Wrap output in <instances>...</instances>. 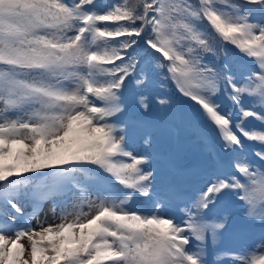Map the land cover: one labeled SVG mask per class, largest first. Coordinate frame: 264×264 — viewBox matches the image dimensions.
<instances>
[{"label": "snow or ice", "instance_id": "1", "mask_svg": "<svg viewBox=\"0 0 264 264\" xmlns=\"http://www.w3.org/2000/svg\"><path fill=\"white\" fill-rule=\"evenodd\" d=\"M227 44L243 69L205 61ZM148 69L191 102L229 157L182 198L179 218L175 190L157 188L151 154L130 151L120 124L126 90L147 89ZM147 99L141 91L145 111ZM245 141L259 145L255 160ZM228 196L264 225V0H0V264H208L229 223L212 212ZM47 201L59 223L37 219ZM219 256L264 264V239Z\"/></svg>", "mask_w": 264, "mask_h": 264}, {"label": "rangeland", "instance_id": "2", "mask_svg": "<svg viewBox=\"0 0 264 264\" xmlns=\"http://www.w3.org/2000/svg\"><path fill=\"white\" fill-rule=\"evenodd\" d=\"M110 4L107 2L105 5ZM103 10V9H101ZM221 111L227 112L231 107L227 98H219ZM229 105V107H228ZM245 106H248L246 100ZM146 114H139L137 118H128L125 113L124 121H120L124 128L126 142L129 150L135 155L151 154L149 165L154 172V184L157 188L163 185H171L176 192V199L172 203L173 214L179 218L182 216L180 208L183 207L182 198L195 195L202 189L214 173V165L217 159L225 154L220 149V143L213 131V126L205 125L196 132L183 131L184 120H181V111L172 108H156ZM140 120L137 122V119ZM191 121H193L191 119ZM247 127H260L258 121L249 118ZM191 125H188L190 128ZM147 132L152 133V143L144 144ZM256 149L259 145L255 144ZM253 160L256 158L249 155ZM148 167V166H146ZM226 206L238 204L231 196L224 197ZM140 198L136 202L137 207H147ZM71 201H69L70 203ZM57 214L59 208L56 209ZM223 216L221 212L217 217ZM229 223L223 230L220 240L216 245H210L206 250L205 259L208 264H227V260H221L219 253L223 251L237 252L244 248H251L261 239H264V225L259 222L245 221L241 208L229 211ZM39 220H47V223H59V219H53V204H46ZM32 226L37 228L36 220ZM47 226V225H45ZM37 230H39L37 228ZM28 244V241L24 239ZM194 243V242H193Z\"/></svg>", "mask_w": 264, "mask_h": 264}, {"label": "trees", "instance_id": "3", "mask_svg": "<svg viewBox=\"0 0 264 264\" xmlns=\"http://www.w3.org/2000/svg\"><path fill=\"white\" fill-rule=\"evenodd\" d=\"M98 2L101 4H104L105 0H98ZM115 2H119V0H116ZM134 2L135 0H129L130 4ZM225 47L229 49V53L227 54V56L230 60L232 68H234V63L239 60L238 58L240 55L239 51L231 44H227L225 45ZM203 55H204V59L206 62H210L213 67L217 69H222L223 71H225L224 61H223L225 54L223 52L218 51V54L215 56H213L210 53H203ZM148 71H149V85L147 89H144V93L148 97L147 103L149 104V109L147 111H145L143 108L136 109L135 114H137V111L141 115L149 113V112L151 113L153 111V108H152L153 106H155L156 108L160 106L157 103V98L161 96L169 99L170 102L168 105H172V106L176 105L179 107V110L188 104V102L187 103L184 102L186 100L182 98L181 94L177 90L172 89V86L169 81H165L162 76H157L152 69H148ZM222 97L225 98V96L221 94L218 97V99ZM193 119L195 120L196 128L198 129H201L205 125L209 124L207 121L201 119L199 113H197L195 110L193 113ZM198 129L193 130V131L196 132ZM46 204H53V203L51 201H47ZM20 206L25 214L32 210L31 204L25 200L20 201ZM43 210L44 208L41 210L40 213H42ZM34 221L35 220H33L32 222ZM20 223H21L20 221H17V224H20ZM8 235H11V233H9ZM22 243L25 245L26 248H28L29 245L26 244L24 240L22 241ZM25 258L30 260V256L28 255L27 252L25 254Z\"/></svg>", "mask_w": 264, "mask_h": 264}]
</instances>
